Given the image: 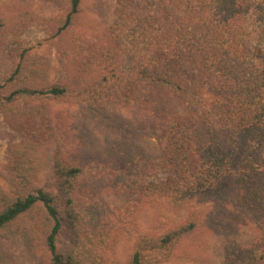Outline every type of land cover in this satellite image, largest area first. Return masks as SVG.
<instances>
[{
  "label": "trees",
  "instance_id": "obj_1",
  "mask_svg": "<svg viewBox=\"0 0 264 264\" xmlns=\"http://www.w3.org/2000/svg\"><path fill=\"white\" fill-rule=\"evenodd\" d=\"M83 1L69 0L51 26L66 58L57 80L46 59L0 77L3 119L27 134L9 147L18 173L0 230H27L20 223L33 219L50 264H82L56 251L55 197L22 190L58 133L74 136L80 106L97 131L121 139L85 148L88 158L67 154L56 170L60 186L98 157L122 194L167 225L140 235L127 264L202 258L205 233L246 228L252 242L236 243L224 264H264V0H113V22L90 38L78 30ZM60 98L67 107L53 108Z\"/></svg>",
  "mask_w": 264,
  "mask_h": 264
},
{
  "label": "rangeland",
  "instance_id": "obj_2",
  "mask_svg": "<svg viewBox=\"0 0 264 264\" xmlns=\"http://www.w3.org/2000/svg\"><path fill=\"white\" fill-rule=\"evenodd\" d=\"M68 2L0 0V77L5 73L10 74L17 65L27 68L25 65L46 59L51 66L50 77L57 80L60 76L59 65L66 58L58 40L52 38L51 26L68 8ZM113 6V0H84L78 30L90 38L97 29H105L114 20ZM257 33L261 37V49L264 46V27L259 26ZM22 54L23 60L20 59ZM50 102L53 108L63 109L68 104L62 98ZM109 107L115 108L112 104ZM80 109L79 106L74 110L77 115L74 136L66 132L58 133L50 146L48 158L41 166L34 163L30 167L29 180L23 183L26 188L22 190L27 189L32 194L42 190L55 197L62 224L56 251L64 259L82 264H127L134 250V242L140 235L161 233L167 225L157 224L148 205L137 207L128 195L122 194L113 185L112 173L103 170L98 157L91 164L83 162L82 174L77 182L63 188L60 186L56 170L58 164L66 163L67 154L79 149L83 157L88 158L85 148L100 146L106 139H121L113 136L110 130L97 131V122ZM25 137L26 130L8 126L0 112V208L13 196V179L18 173L13 168L15 162L9 147L22 142ZM32 220L20 223L27 230H17L15 225L0 230V264H50L46 234L37 229L31 230L29 223ZM207 233L204 238L208 248L202 258H171L149 264H224L236 243L247 245L253 240V233L248 228L236 236Z\"/></svg>",
  "mask_w": 264,
  "mask_h": 264
}]
</instances>
